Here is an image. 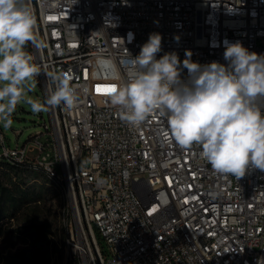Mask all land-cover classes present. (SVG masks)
Instances as JSON below:
<instances>
[{
    "label": "built area",
    "instance_id": "built-area-1",
    "mask_svg": "<svg viewBox=\"0 0 264 264\" xmlns=\"http://www.w3.org/2000/svg\"><path fill=\"white\" fill-rule=\"evenodd\" d=\"M27 2L41 46L26 51L42 69L45 98L55 87L46 73H68L87 92L71 111L49 108L52 126L15 148L0 123V166L41 173L69 201L76 228L66 264H264V171L217 175L199 147L165 136L166 118L130 127L108 94L151 33L162 36L156 58L175 52L181 67L186 51L193 62L226 65L225 45L237 41L264 55V0Z\"/></svg>",
    "mask_w": 264,
    "mask_h": 264
},
{
    "label": "clouds",
    "instance_id": "clouds-1",
    "mask_svg": "<svg viewBox=\"0 0 264 264\" xmlns=\"http://www.w3.org/2000/svg\"><path fill=\"white\" fill-rule=\"evenodd\" d=\"M34 29L27 0H0V123L6 128L20 104L34 114L58 106L71 111L80 91L87 92L73 87L68 73H46L54 90L42 102L29 96L42 72L26 51L29 43L41 46ZM128 36L131 43L133 34ZM161 42V34L151 33L139 54L126 60V79L108 89L121 118L133 128L154 114L166 118L165 136L182 149L199 147V157L217 175L239 179L250 168L264 171V55L237 41L225 45L226 65L193 62L186 51L181 67L175 52L156 58Z\"/></svg>",
    "mask_w": 264,
    "mask_h": 264
},
{
    "label": "rangeland",
    "instance_id": "rangeland-1",
    "mask_svg": "<svg viewBox=\"0 0 264 264\" xmlns=\"http://www.w3.org/2000/svg\"><path fill=\"white\" fill-rule=\"evenodd\" d=\"M29 96L41 102L45 99L37 78ZM12 121L7 128L1 123L11 148L43 132L44 124L52 126L49 110L34 114L27 104L17 106ZM38 154L34 149L27 157L35 159ZM75 228L71 204L45 176L27 168L0 166V264H66L68 240ZM99 241L107 253V243Z\"/></svg>",
    "mask_w": 264,
    "mask_h": 264
},
{
    "label": "trees",
    "instance_id": "trees-1",
    "mask_svg": "<svg viewBox=\"0 0 264 264\" xmlns=\"http://www.w3.org/2000/svg\"><path fill=\"white\" fill-rule=\"evenodd\" d=\"M1 165H7V166H10V167H16V166H11V165H9L7 162H2ZM22 168H25V167H22Z\"/></svg>",
    "mask_w": 264,
    "mask_h": 264
},
{
    "label": "snow or ice",
    "instance_id": "snow-or-ice-1",
    "mask_svg": "<svg viewBox=\"0 0 264 264\" xmlns=\"http://www.w3.org/2000/svg\"><path fill=\"white\" fill-rule=\"evenodd\" d=\"M114 87V86H111V88Z\"/></svg>",
    "mask_w": 264,
    "mask_h": 264
}]
</instances>
